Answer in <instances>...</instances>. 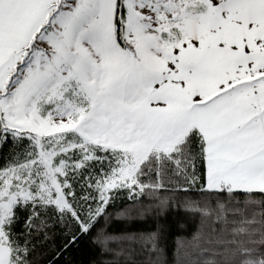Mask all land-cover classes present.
<instances>
[{
    "label": "snow or ice",
    "instance_id": "obj_1",
    "mask_svg": "<svg viewBox=\"0 0 264 264\" xmlns=\"http://www.w3.org/2000/svg\"><path fill=\"white\" fill-rule=\"evenodd\" d=\"M85 247L264 264V0H0V264Z\"/></svg>",
    "mask_w": 264,
    "mask_h": 264
},
{
    "label": "trees",
    "instance_id": "obj_2",
    "mask_svg": "<svg viewBox=\"0 0 264 264\" xmlns=\"http://www.w3.org/2000/svg\"><path fill=\"white\" fill-rule=\"evenodd\" d=\"M176 219H178V217L175 215H172L169 217V222L174 223ZM171 244H172V241L171 239H169V257L170 258H171ZM92 254L93 253L87 247H85L81 252L77 253V258L83 261L84 264H87V261Z\"/></svg>",
    "mask_w": 264,
    "mask_h": 264
}]
</instances>
